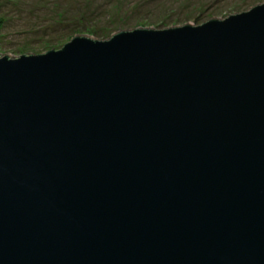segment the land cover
Returning <instances> with one entry per match:
<instances>
[{
	"label": "water",
	"instance_id": "water-1",
	"mask_svg": "<svg viewBox=\"0 0 264 264\" xmlns=\"http://www.w3.org/2000/svg\"><path fill=\"white\" fill-rule=\"evenodd\" d=\"M0 57V264H264V3Z\"/></svg>",
	"mask_w": 264,
	"mask_h": 264
},
{
	"label": "rangeland",
	"instance_id": "rangeland-1",
	"mask_svg": "<svg viewBox=\"0 0 264 264\" xmlns=\"http://www.w3.org/2000/svg\"><path fill=\"white\" fill-rule=\"evenodd\" d=\"M264 0H0V57L59 50L74 36L105 41L135 28L202 25Z\"/></svg>",
	"mask_w": 264,
	"mask_h": 264
}]
</instances>
